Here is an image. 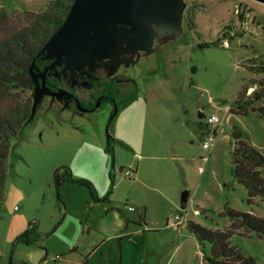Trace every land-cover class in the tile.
I'll return each instance as SVG.
<instances>
[{
	"label": "rangeland",
	"instance_id": "obj_1",
	"mask_svg": "<svg viewBox=\"0 0 264 264\" xmlns=\"http://www.w3.org/2000/svg\"><path fill=\"white\" fill-rule=\"evenodd\" d=\"M52 1L0 0V9L43 12ZM184 3L181 34L129 71L138 88L117 97L110 125L107 104L74 115L49 97L39 103L11 144L0 264H212L190 222L227 230L228 209L264 218V200L233 176L235 131L264 156V117L231 113L240 92L250 100L264 84V4ZM17 93L34 103V89ZM213 115L219 123L208 124ZM230 243L264 264V237L241 230Z\"/></svg>",
	"mask_w": 264,
	"mask_h": 264
},
{
	"label": "trees",
	"instance_id": "obj_2",
	"mask_svg": "<svg viewBox=\"0 0 264 264\" xmlns=\"http://www.w3.org/2000/svg\"><path fill=\"white\" fill-rule=\"evenodd\" d=\"M73 3L74 0H54L43 12L26 11L13 15L0 9V211L10 174L11 144L29 122L33 107L31 99L19 100L17 92L34 89L29 69L34 60L39 65V52L64 23ZM249 98L244 99V94L240 92L231 113L248 115L257 112L264 117V84H260ZM234 136L237 147L233 154V176L247 189L251 200L256 197L264 200V156L249 145L240 132L235 131ZM58 180L60 183L61 178L58 177ZM80 184L86 186L92 195L95 194L92 184L87 181H80ZM226 214L231 220L227 230H210L193 222L187 227L200 244L212 245L210 263L257 264L255 258L246 257L239 248L232 246L230 239L241 230L264 237V218L230 209ZM33 230L35 226L20 240L28 242Z\"/></svg>",
	"mask_w": 264,
	"mask_h": 264
},
{
	"label": "water",
	"instance_id": "obj_3",
	"mask_svg": "<svg viewBox=\"0 0 264 264\" xmlns=\"http://www.w3.org/2000/svg\"><path fill=\"white\" fill-rule=\"evenodd\" d=\"M264 4V0H256ZM184 0H74V3L58 30L50 37L37 58L52 63L40 71L34 60L29 72L34 83V103L29 122L45 96L62 98L72 96L66 90L51 92L46 87L47 72L62 79L80 67L96 69L98 61L109 60L113 72L125 64L130 67L139 51H151L155 40L172 39L181 34ZM160 34V35H158ZM122 54H127L122 58ZM64 65L62 72L58 66ZM40 81L42 84H40ZM94 111V110H92ZM117 110L110 118L111 124ZM28 122V123H29ZM109 128V126H108ZM112 136L108 132V141ZM123 168L120 169V172ZM56 189L60 183L55 173ZM189 200V192L181 196V205ZM20 237L15 241L12 255ZM12 259V258H11Z\"/></svg>",
	"mask_w": 264,
	"mask_h": 264
},
{
	"label": "flooded vegetation",
	"instance_id": "obj_4",
	"mask_svg": "<svg viewBox=\"0 0 264 264\" xmlns=\"http://www.w3.org/2000/svg\"><path fill=\"white\" fill-rule=\"evenodd\" d=\"M161 41L162 43L165 42L163 39L159 41L155 40L151 51L137 52L134 57V63H131L130 67H126L125 64H122L116 72H113V65L108 64L109 60L98 61L94 71H90L89 67L75 69L71 75L67 77L62 76L61 80L54 76H50V71H48L45 83L46 87L51 92L66 90L71 93L72 96L68 97L64 95L59 99L50 95L46 90L44 97H49L52 102H58L64 109L70 110L74 115L94 112L105 104L111 106L114 113L115 110H118L116 102L117 97L127 95L131 87L138 88L137 83L134 81L129 71L139 66L142 60L145 61L146 66L150 56L153 54L156 55L154 48ZM126 55L127 54H122V58ZM51 63L52 61L50 60L40 59L37 67L40 71H44ZM63 68L64 65L58 66L57 70L61 73ZM53 81H55V83ZM40 84H42L41 81ZM112 142V139H110L108 144L113 152Z\"/></svg>",
	"mask_w": 264,
	"mask_h": 264
},
{
	"label": "built area",
	"instance_id": "obj_5",
	"mask_svg": "<svg viewBox=\"0 0 264 264\" xmlns=\"http://www.w3.org/2000/svg\"><path fill=\"white\" fill-rule=\"evenodd\" d=\"M207 123L208 124H217V123H219V118L217 116L213 115V116H211V117H209L207 119ZM211 143H212V139H210V142H205L203 144V148L205 150H209L210 147H211ZM132 176H133V172L132 171H130V170L125 171V177L126 178H129L130 179V178H132ZM130 210H134V209H130ZM176 219L180 220V223H182L181 216H176ZM59 258L60 257H57V259H59Z\"/></svg>",
	"mask_w": 264,
	"mask_h": 264
},
{
	"label": "crops",
	"instance_id": "obj_6",
	"mask_svg": "<svg viewBox=\"0 0 264 264\" xmlns=\"http://www.w3.org/2000/svg\"><path fill=\"white\" fill-rule=\"evenodd\" d=\"M135 173V172H134Z\"/></svg>",
	"mask_w": 264,
	"mask_h": 264
}]
</instances>
